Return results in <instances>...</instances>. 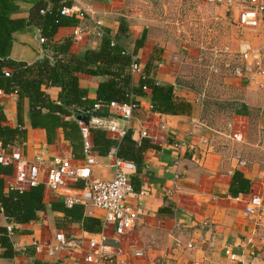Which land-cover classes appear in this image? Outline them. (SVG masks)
I'll return each mask as SVG.
<instances>
[{"label": "crops", "instance_id": "1", "mask_svg": "<svg viewBox=\"0 0 264 264\" xmlns=\"http://www.w3.org/2000/svg\"><path fill=\"white\" fill-rule=\"evenodd\" d=\"M141 1L149 3L147 10L129 12V5ZM31 2L19 0L20 9L12 16L26 17ZM87 5L101 20L105 33L114 36L115 45L135 57L144 78L157 81L173 96L176 111L154 110L150 89L140 93L144 78L140 73H131L129 63L126 72L135 88L133 101L138 104L129 129L133 141L147 140L149 147L141 154L136 171L133 142L123 140L126 128L124 133L105 131L108 137L121 142L120 147H113L105 155L94 150L92 154L95 164L89 169L96 180L112 178L118 150L126 154L123 161L134 191L128 201L135 205L138 192L146 190L142 196L145 214L132 230L115 236L109 227L101 226V211L89 215L83 205L76 204L81 207L82 218L90 217L98 223L88 231L81 222L70 221L52 208L53 202L68 207L44 187L46 209L37 220L14 226L15 232L9 238L18 255L5 257L0 247V264H35L34 260L45 264H93L85 262L78 251L64 250L52 257L44 250L37 252L34 241L49 242L54 232L84 236V250L86 239L102 232L117 252L115 259L124 264H264V220L245 211L252 198L259 199L264 207V150L259 146L264 129V90L250 84L246 77L233 74V68L243 65L241 46L256 49L264 64V13L255 31L240 34L232 26L226 8L206 0H78L79 7ZM71 20L75 24L59 27L54 41L72 38L75 29L84 28L88 34L72 38L70 50H96L101 38L91 31L92 19L85 15L72 16ZM37 36L35 27L14 32L10 58L33 63L41 49ZM224 46L234 57L216 60L213 50ZM211 65L218 71L213 72ZM78 76L87 97L96 99L98 84L107 77ZM43 90L50 99L57 100L59 87ZM0 106L5 116L1 124L21 126L26 131L24 142L18 145L29 158L36 150H43L47 156L64 155L74 164H86L83 138L73 148L58 128L54 141L48 143L43 129L30 126L27 98L20 102L18 112L17 95L0 90ZM141 130L146 131L143 138ZM4 181L6 186L16 184L10 175L4 176ZM76 184L81 186L82 182ZM4 223L0 217V226ZM227 250L236 259H231Z\"/></svg>", "mask_w": 264, "mask_h": 264}, {"label": "trees", "instance_id": "2", "mask_svg": "<svg viewBox=\"0 0 264 264\" xmlns=\"http://www.w3.org/2000/svg\"><path fill=\"white\" fill-rule=\"evenodd\" d=\"M31 1L32 6L26 17H13L12 14L20 9L19 0H0V90L6 94L15 93L17 95L18 112L20 102L27 98V116L30 126L43 129L48 143L54 141L56 130L61 128L64 138L69 140L74 148L75 144L82 139V134L77 122L73 119H65L66 116L75 113L77 118L79 115L106 117L109 115L106 107L109 102L129 103L133 101L135 88L131 85L130 73L126 72L131 57L123 54L121 47L110 45L109 33L101 37L96 50L87 49L82 53L72 52L70 50L71 37L64 38L60 42H55L53 39L59 27L75 24L74 20H71L72 16H63L59 12L62 5L69 6L71 1L61 3V0H49L48 9L44 13H40V10L47 7V1ZM31 27H35L38 34L46 40L41 45L45 56L37 58L33 63L11 59L10 51L14 32L26 31ZM5 70L9 71V76L5 75ZM80 73L107 77L98 84L96 99L91 100L87 97L86 89L79 84L78 74ZM53 86L60 88L57 100L50 99L43 90L44 87ZM143 86L151 91L150 102L154 110L164 113L176 111L172 105L174 100L169 89L149 78L143 79L140 85L141 94H143ZM99 101L104 105L92 110L94 104ZM78 108H84L89 112L82 114ZM4 119L3 109L0 106L2 146L5 148L22 144L26 131L21 126L11 127L1 124ZM19 124L21 125V122ZM89 130L92 150L98 154L105 155L113 147L121 146V142L108 137L100 126H90ZM123 135V140L133 142L131 150L135 152L132 157L135 165L134 171H136L141 154L149 147L148 142L143 139L133 141L134 137L130 129ZM118 156L120 160H124L126 154L118 150ZM11 170L10 166L0 164V217H3L5 221L0 226V247L3 248L5 257L18 255V252L13 250L6 222L29 223L37 220L39 213L46 209L42 184L23 190L5 185L4 176L10 175ZM51 207L63 212L70 221L81 222L85 230L90 231L89 229L98 224L93 218H82L80 206L65 208L53 202ZM34 263L45 264L39 260H34Z\"/></svg>", "mask_w": 264, "mask_h": 264}, {"label": "built area", "instance_id": "3", "mask_svg": "<svg viewBox=\"0 0 264 264\" xmlns=\"http://www.w3.org/2000/svg\"><path fill=\"white\" fill-rule=\"evenodd\" d=\"M45 9H41L40 13H44L49 6V0ZM67 0H61L63 3ZM69 6L62 5L59 9L60 15L84 17L85 15L92 19V33L101 38L106 35L101 20L94 17V11L90 6L81 8L78 6V0H69ZM215 6H224L228 15L232 17V26L240 33L253 32L260 24V16L264 13V0H206ZM218 20V17H214ZM88 34L84 28L75 29L71 36L77 39L82 34ZM111 46L116 44L114 36L108 34ZM38 43L43 45L46 40L38 34ZM123 54L127 51L123 50ZM216 60L234 57L233 52L228 46H224L221 50H213ZM40 54V55H39ZM39 57H43L44 52L40 49ZM239 57L243 60V65L233 68V74L236 77H246L248 82L257 88L264 90V64L257 54L256 49L250 48L248 45L239 48ZM52 59V58H51ZM213 72H217V68L210 66ZM131 73H140L145 77L144 72L140 68V64L135 57L131 56L130 62ZM5 75L9 76V71L5 70ZM159 84L157 81H155ZM148 88L143 86L142 90ZM199 99L196 98L195 102ZM104 103L97 102L92 110L101 108ZM109 116L89 117L88 124L80 121L75 113L65 117V119H74L79 127L83 138L84 160L86 164L83 166L74 164L71 157L53 154L47 156L43 150H36L31 158H29L19 145H10L3 147L0 142V164L10 166V176L15 177L16 184H10L7 187L17 188L19 190L27 189L31 186L42 184L48 188L50 192L62 198L64 205L68 208L76 204H81L86 208L87 214L92 215L96 210L103 213L102 227H109L115 236H120L136 227L138 221L144 213V203L142 196L146 194V190L142 189L138 192L139 199L135 205L128 201V196L133 194V188L129 180L128 172H126L125 161L117 159L113 164L115 168L114 176L110 179L96 180L91 177L89 167L95 164L91 140L89 139V127L100 126L106 132L124 133V129H129L131 121L134 118L138 104L134 101L129 103H118L111 101L106 104ZM82 114H86L87 110L78 108ZM113 112V113H112ZM101 123V125L99 124ZM121 123V124H120ZM140 135L146 136V131L141 130ZM259 146L264 150V129L261 133ZM76 181H81L82 185L78 186ZM249 215H257L264 220V207L260 200L252 198L249 206L245 210ZM16 224L6 222L7 233L9 236L13 234V228ZM51 241L44 244L34 241V247L37 252L44 250L47 256H54L60 251L73 250L81 252L85 262L93 264H124L123 260L117 261L115 256L117 252L107 243V237L102 233L91 234L86 239V248L84 250V236H72L63 232H54ZM192 247V244H188ZM229 255L231 252L226 251ZM231 259H236L234 254H230Z\"/></svg>", "mask_w": 264, "mask_h": 264}, {"label": "rangeland", "instance_id": "4", "mask_svg": "<svg viewBox=\"0 0 264 264\" xmlns=\"http://www.w3.org/2000/svg\"><path fill=\"white\" fill-rule=\"evenodd\" d=\"M146 3H148V2H144V1H141V4L139 3V2H136V3H134V4H132V5H129L130 7H128L127 9L129 10V12H131V13H135V11L137 10V8L138 9H146L147 10V5H146ZM148 6H150L149 5V3H148ZM154 6V5H153ZM149 11H152V7H149Z\"/></svg>", "mask_w": 264, "mask_h": 264}, {"label": "water", "instance_id": "5", "mask_svg": "<svg viewBox=\"0 0 264 264\" xmlns=\"http://www.w3.org/2000/svg\"><path fill=\"white\" fill-rule=\"evenodd\" d=\"M78 119L85 124H88V122H89V117L87 115H79ZM99 124L101 125L100 122H99Z\"/></svg>", "mask_w": 264, "mask_h": 264}]
</instances>
